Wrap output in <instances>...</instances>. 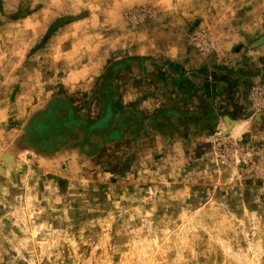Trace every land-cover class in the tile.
I'll return each mask as SVG.
<instances>
[{"label":"rangeland","instance_id":"obj_1","mask_svg":"<svg viewBox=\"0 0 264 264\" xmlns=\"http://www.w3.org/2000/svg\"><path fill=\"white\" fill-rule=\"evenodd\" d=\"M203 61L252 138L203 142ZM257 83L264 0H0V264H264Z\"/></svg>","mask_w":264,"mask_h":264},{"label":"crops","instance_id":"obj_2","mask_svg":"<svg viewBox=\"0 0 264 264\" xmlns=\"http://www.w3.org/2000/svg\"><path fill=\"white\" fill-rule=\"evenodd\" d=\"M211 66L212 63L210 61L209 63L203 61V69L209 76L212 77L213 75L215 79L213 84L217 81L218 83L220 82V85H218L219 87L216 89L217 85L214 84L215 93L211 95L209 87L212 85V82L203 81V142H208L211 138L223 133V120L226 118H228L233 125L231 127L232 133L231 131L228 133L229 137L240 139L248 134L246 138H252L254 134V123L250 125V119L244 120V122H241V119L246 117L245 95L251 83V78L254 76H252L253 71L250 70L246 73L243 72L238 75H231L223 78L218 77V72H212L214 70ZM210 95L212 96L211 98ZM261 121H264V118ZM240 123H246L248 126L235 133V130L239 126H242Z\"/></svg>","mask_w":264,"mask_h":264},{"label":"built area","instance_id":"obj_3","mask_svg":"<svg viewBox=\"0 0 264 264\" xmlns=\"http://www.w3.org/2000/svg\"><path fill=\"white\" fill-rule=\"evenodd\" d=\"M250 101L256 110H264V83L255 84L250 91Z\"/></svg>","mask_w":264,"mask_h":264},{"label":"trees","instance_id":"obj_4","mask_svg":"<svg viewBox=\"0 0 264 264\" xmlns=\"http://www.w3.org/2000/svg\"><path fill=\"white\" fill-rule=\"evenodd\" d=\"M64 22H66V23H67V22H69V21H64Z\"/></svg>","mask_w":264,"mask_h":264}]
</instances>
